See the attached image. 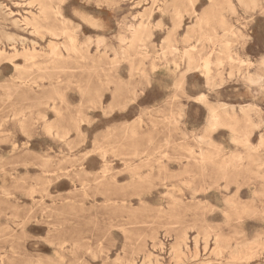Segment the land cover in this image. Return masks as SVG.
I'll return each mask as SVG.
<instances>
[{
  "label": "rangeland",
  "instance_id": "obj_1",
  "mask_svg": "<svg viewBox=\"0 0 264 264\" xmlns=\"http://www.w3.org/2000/svg\"><path fill=\"white\" fill-rule=\"evenodd\" d=\"M190 5L0 0V264H262L264 0Z\"/></svg>",
  "mask_w": 264,
  "mask_h": 264
},
{
  "label": "snow or ice",
  "instance_id": "obj_2",
  "mask_svg": "<svg viewBox=\"0 0 264 264\" xmlns=\"http://www.w3.org/2000/svg\"><path fill=\"white\" fill-rule=\"evenodd\" d=\"M66 3L69 4V8H72V0H65ZM190 11H198L196 9V0H191L190 5ZM72 15L78 16L79 10L78 8L76 10L72 11ZM147 87V85H145ZM139 96V91H137L135 96L130 95L128 98V104L129 105H137V97ZM200 103H205V97L201 96L199 98ZM107 110H105V115H107ZM49 135H52V133H49ZM82 135V134H81ZM262 140H264V137H262ZM78 143H84V141L81 139L78 141ZM78 164L77 169L80 170H87L90 164H94L97 162V160H102L105 168L103 170L107 169L108 166V158L105 154L104 148L100 146L99 140H97L96 144L92 145L88 149H81V152L79 153L78 157ZM55 176H59V173L53 174ZM262 264H264V261H262Z\"/></svg>",
  "mask_w": 264,
  "mask_h": 264
},
{
  "label": "bare ground",
  "instance_id": "obj_3",
  "mask_svg": "<svg viewBox=\"0 0 264 264\" xmlns=\"http://www.w3.org/2000/svg\"><path fill=\"white\" fill-rule=\"evenodd\" d=\"M251 1V0H250ZM29 4V3H28ZM253 5V4H252ZM44 11V9H41V12H43ZM28 19V18H27ZM133 29V28H132ZM64 33V32H63ZM55 38V37H54ZM71 38V40H72V37H70ZM70 40V41H71ZM71 43H72V41H71ZM54 44V43H53ZM49 47V46H48ZM50 49H51V47H50ZM57 49V48H56ZM56 49L53 51V52H56ZM17 51V50H16ZM51 53V52H50ZM52 55V54H51ZM63 59V58H62ZM15 69V68H14ZM247 72V71H246ZM251 78V77H250ZM214 112V110L213 109H211L210 110V113H213ZM250 114H251V112H249ZM247 115V114H246ZM249 120V119H248ZM251 122V121H250ZM210 125L211 126H216V125H218V121H215V122H212V123H210ZM253 126V125H252ZM248 145V144H247ZM168 234V233H167ZM228 241V240H227ZM172 251V250H171ZM153 256V255H152ZM234 256H236V255H234ZM2 262V261H1ZM153 263V262H152Z\"/></svg>",
  "mask_w": 264,
  "mask_h": 264
}]
</instances>
